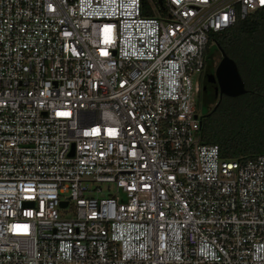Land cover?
<instances>
[{"label": "built area", "instance_id": "obj_1", "mask_svg": "<svg viewBox=\"0 0 264 264\" xmlns=\"http://www.w3.org/2000/svg\"><path fill=\"white\" fill-rule=\"evenodd\" d=\"M263 6L0 0V264H264V152L197 110L211 32Z\"/></svg>", "mask_w": 264, "mask_h": 264}, {"label": "trees", "instance_id": "obj_2", "mask_svg": "<svg viewBox=\"0 0 264 264\" xmlns=\"http://www.w3.org/2000/svg\"><path fill=\"white\" fill-rule=\"evenodd\" d=\"M211 36L217 51L220 48L235 60L246 91L236 96L223 94L208 108L202 118L201 139L218 144L225 156L264 152V6ZM212 54L207 47L208 69L214 66ZM209 100L215 103L217 94Z\"/></svg>", "mask_w": 264, "mask_h": 264}, {"label": "water", "instance_id": "obj_3", "mask_svg": "<svg viewBox=\"0 0 264 264\" xmlns=\"http://www.w3.org/2000/svg\"><path fill=\"white\" fill-rule=\"evenodd\" d=\"M219 50L221 56L213 72L219 88L216 103H218L223 94L236 96L246 91L244 80L241 77L235 60L222 49L219 48ZM202 98L204 101H207L211 97L207 93H204Z\"/></svg>", "mask_w": 264, "mask_h": 264}, {"label": "rangeland", "instance_id": "obj_4", "mask_svg": "<svg viewBox=\"0 0 264 264\" xmlns=\"http://www.w3.org/2000/svg\"><path fill=\"white\" fill-rule=\"evenodd\" d=\"M218 47L216 44H211L209 47V51L213 52L212 56V64L216 65L219 61V58L221 56L220 52L217 51ZM197 110L201 114H205L208 111V103L207 101H204L202 98V95L197 98ZM95 183H92L91 185L93 186ZM100 186V189L96 192L95 189H92L91 193L92 194H97L99 196L106 195L108 191H114L115 186L114 183L112 182H100L98 184Z\"/></svg>", "mask_w": 264, "mask_h": 264}, {"label": "flooded vegetation", "instance_id": "obj_5", "mask_svg": "<svg viewBox=\"0 0 264 264\" xmlns=\"http://www.w3.org/2000/svg\"><path fill=\"white\" fill-rule=\"evenodd\" d=\"M215 65L212 66L210 69L205 66L203 77H202V90L207 93L208 96H213L215 93L217 94L218 99V83L216 80L214 72ZM203 94V93H202ZM211 99V98H210ZM208 108L215 105V103L211 100H207Z\"/></svg>", "mask_w": 264, "mask_h": 264}, {"label": "snow or ice", "instance_id": "obj_6", "mask_svg": "<svg viewBox=\"0 0 264 264\" xmlns=\"http://www.w3.org/2000/svg\"><path fill=\"white\" fill-rule=\"evenodd\" d=\"M262 3H264V0H261Z\"/></svg>", "mask_w": 264, "mask_h": 264}]
</instances>
